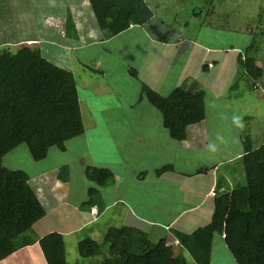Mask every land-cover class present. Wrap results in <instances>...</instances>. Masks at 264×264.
I'll return each mask as SVG.
<instances>
[{"label":"crops","instance_id":"1","mask_svg":"<svg viewBox=\"0 0 264 264\" xmlns=\"http://www.w3.org/2000/svg\"><path fill=\"white\" fill-rule=\"evenodd\" d=\"M41 6L46 7L49 12L45 16L42 15L43 17L40 18L42 22L48 21L49 25L59 29V34L66 32L65 28H68V35H58L63 42L56 41V38L46 39L50 46L65 50L62 55L66 63H62L60 67L57 63L51 64L70 72L72 77L75 70L81 82L84 79L82 76H85V69L94 71L93 84H88V81L84 79L83 86L80 88V91L90 98L91 103L98 100L101 102L111 96L117 98L124 95L119 91L120 94L114 93L113 87L116 80L112 74L120 71H133V73L130 72V76L138 85L136 103L119 110L118 115H132V123L129 126L134 132L132 130L130 134L125 135L117 132L123 131L124 121L122 120L107 124L105 137L110 145L111 158L107 154L108 151L96 156L98 152L92 151L93 144L89 139L82 137L83 132L66 141L62 151L54 147L48 149L44 158L35 162L44 163V166L39 168L35 176L26 175L27 184L41 205L44 215L20 237L22 241H29L28 244L1 260L0 264L11 259L21 250H28L27 257L22 258L26 264H30L32 255L36 258L38 255L40 264H45L37 243L39 238L56 232L61 235L64 246L65 239H73V235L82 229H90L88 234H94L96 231L89 226L102 219L103 229L99 232L106 233L111 228L123 229L127 241V253L142 254L158 240L164 239L174 255L188 256L177 245L173 234L175 232L190 234L196 228L208 224L214 196L242 186L238 184V177L231 175L228 169L219 171L218 166L221 162L225 165L236 162L239 164L238 169L243 177L240 165L243 149L236 150L233 155L228 154L224 161L214 163L209 160V157L214 158L213 154L209 156L212 152L207 146L205 156L196 154V157L203 158L198 160L199 164L196 160L192 171H183V167L180 166V162L183 164L181 157L188 162L189 156L194 157L193 153L197 149L199 153L200 149L204 150L201 140L207 126L202 128L200 124L205 119L199 124L187 127L184 141H173L162 127L160 114L146 101L142 88L145 87L161 97H166L176 87H183L187 91L201 90L203 103L205 106L207 103L206 109L210 108V111L216 113L214 119L212 117L215 121L217 116L215 127L218 126V121L224 124L229 119L228 111L232 103L234 104L233 101L238 100V95H243L239 106L247 105L246 93L257 90L240 85L242 89L244 88L240 90L239 86L237 87V92L240 93L236 92L237 94L234 93L233 96L228 93L238 74L236 64L238 50H230L235 53L233 68L236 76L233 78V83L231 81V84L228 83L219 88L220 79L218 77L216 80L219 82L215 80L214 85L202 86L203 82L198 81L199 77L197 78L200 69L198 64L201 63V68H205L204 70H212L216 64L205 63L207 60L202 61L210 57V52L216 53L220 50H212L196 41L186 39L183 41L170 39L161 42L159 40L162 35L161 30V34L157 36L155 27L149 26L153 17L151 11L150 18L135 15L125 30L111 35L106 29L99 28L88 0H43ZM36 8H38L37 5L33 8L34 14L35 10L40 12ZM161 25H163L162 22L158 24L159 29ZM70 42L73 43L70 44ZM2 46H5V43L0 44V50H4ZM122 54H125V60L121 59ZM90 64L94 66L93 69L89 66ZM71 68L74 69L71 70ZM103 88L107 91L103 92ZM75 89L79 110L83 106L82 113L87 112L88 99L82 97L76 83ZM223 89L226 92L222 91ZM213 91L218 93H212ZM252 96L256 97L255 102L260 103L261 101L264 104V92H261L260 96L256 94ZM141 101H145L146 106L136 107V104ZM107 115L114 116V110H108ZM245 118L248 119V117ZM87 124L88 129L85 131L90 130L91 127L94 128L93 124ZM82 128L84 131L83 125ZM196 128L198 132L201 130L199 134ZM115 129L118 130L115 131ZM249 140L251 141L250 137ZM263 141L264 138L255 142V145L250 142V146L255 149ZM133 145H138L147 154L142 157L131 156V153L137 151V148L132 147ZM166 151L170 152L167 154L170 157L166 155ZM118 155H123V157ZM142 159L147 161L144 162L146 165L144 168L138 163ZM117 164L121 168L115 171ZM177 164L178 169H176ZM164 166H169L170 169L160 174L155 173ZM86 167L105 169L111 174L112 180L107 185L99 187L85 178L84 169ZM89 188L95 189L96 193L91 197L90 203L85 205L84 203L89 199L87 194ZM78 215L83 216V220ZM214 237L210 244L209 264L213 250H216L217 256L227 251L222 237L216 236L219 239L215 245L213 244ZM102 246H105L108 253V244L103 242ZM108 257L107 254L106 260ZM105 264L108 263L105 262Z\"/></svg>","mask_w":264,"mask_h":264},{"label":"trees","instance_id":"2","mask_svg":"<svg viewBox=\"0 0 264 264\" xmlns=\"http://www.w3.org/2000/svg\"><path fill=\"white\" fill-rule=\"evenodd\" d=\"M88 3L99 28L111 35L125 30L135 15L151 17L143 0H88ZM171 38L172 34L165 31L159 40L166 42ZM248 52L247 49L238 51L236 79L250 89H258V85L264 83V61H257ZM237 80L229 90H236ZM142 93L160 114L162 127L173 141H184L187 127L204 119L201 90L176 87L166 97H161L143 87ZM82 132L71 73L52 65L38 50L26 44L14 52L0 50V162L19 145L26 147L34 162L39 161L48 149L54 147L62 151L66 141ZM244 140L247 144L242 145L240 157L244 184L214 196L208 224L190 234H173L177 245L193 264H209L214 236L222 237L234 264H264V141L252 149L249 137L245 136ZM169 169L164 166L155 173ZM84 175L99 187L112 180L105 169L86 167ZM95 193V189H88L89 199L85 205ZM43 215L41 205L27 184L26 174L3 168L0 163V261L28 244L29 241L20 239L21 235ZM103 242L108 244V264H186L185 257L174 255L164 239L142 254L127 253L123 229H108ZM37 243L45 264H65L60 234L48 233ZM96 246L94 241L85 238L77 243V253L82 258L93 257Z\"/></svg>","mask_w":264,"mask_h":264},{"label":"rangeland","instance_id":"3","mask_svg":"<svg viewBox=\"0 0 264 264\" xmlns=\"http://www.w3.org/2000/svg\"><path fill=\"white\" fill-rule=\"evenodd\" d=\"M42 1L43 0H0V44L5 43V46H2L4 50L14 52L20 47V45L27 43L26 45L38 49L42 58L52 64L57 63L59 64L58 67H60L62 63H66L62 55L65 50H59L58 48L56 49V47L50 46L46 39L56 38V41L63 42L62 38L58 37V35L63 36V34H67L68 28H65L66 32L59 34V29L49 25L48 21L42 22L40 20L41 17L49 14L48 9L41 6ZM143 2L149 7V10L153 14L149 26H152L153 28L155 27L157 36L166 31L167 33L172 34L171 40L173 41H175V39L182 41L184 39L192 40L200 45L207 46L212 50L221 51H216V53L210 52V57L202 61L204 62L207 60L205 63L212 64L211 62H213L214 65L216 64L212 70H204V68H201V63L198 64L200 65V69L197 73V78L199 77L198 81L203 82L201 83L202 86L208 84L214 85L213 82H215L218 77L220 79L219 88H221L222 85L226 86L231 81V83H233V78L236 76L235 69L233 68L235 53L230 50L243 51L247 49L249 50V56L255 58L261 63L264 61V36L262 35L264 30V0H143ZM36 5L38 6L36 9L40 12L35 10L34 14L33 8ZM160 22H162L163 25H161L159 29L158 24H160ZM72 43L73 42H70V44ZM80 52L81 51H79V53ZM121 59H126L125 54L121 55ZM259 65L260 64L258 63V66ZM89 66L92 69L94 68L91 64ZM72 69L74 68H71V70ZM85 70V76H82V78L88 81V84H93L94 71L89 69ZM130 72L133 73V71L130 70L129 72L120 71L112 74L115 78L114 80H116L114 83L115 86L113 87L115 91L114 93H123L124 95H120L117 98L111 96L101 102L98 100L97 102L94 101L91 103L90 98L86 97V93L80 91L85 80L82 79L81 82V79L74 70L73 77L79 88V92L82 93V97L88 99V113L85 110V112L82 113L83 106L80 109L81 121L84 127L82 137L89 139L93 144L91 149L95 153L98 152V154L94 153L96 156H100L103 153L105 154L106 151H108L107 154L110 155V158L112 157L110 145L107 143V138L105 137V134H107L106 128H108V123H115L118 120L124 121L123 131H117L124 135L130 134L133 130L129 126V124L132 123V115H118L119 110L136 103L135 98L138 95V85L134 78L130 76ZM216 81L219 82V80ZM204 82L208 83L205 84ZM237 82H240L238 89L244 90V88L242 89V84L244 82L242 80H237ZM238 89L231 90L228 92L229 95L233 96ZM102 91L106 92L107 90L106 88H103ZM222 91L226 92L225 89ZM248 92L251 91L248 90ZM261 92H264V83L251 93L245 92V98H247L248 104L242 106H239V103L241 102L240 99L243 98V95L239 94L238 100L233 101L236 106L232 103L231 108L228 111L227 116L229 119L224 124H221L218 121V126L216 127L215 123H217V116L215 121H213L214 116L216 115L215 111H210V108L206 109L207 103L206 106L205 103H203L205 120L200 124V127L204 128L205 125L207 126L205 134L203 133L204 137L201 140V142H203L201 146L204 147V150L200 149L199 153V149H197V151L193 153L194 157H192V155L189 156L188 162H185L180 155L183 160V164L180 162L183 171H192L195 167V161L197 160L199 164L198 160L203 159L200 156L196 157V154H204L205 156L207 146L210 144L216 146V151L213 152L209 148L212 152L209 156H212L213 154L214 158L212 159V157H209V160L217 163V161H224L227 159L228 154L233 155L236 150L242 149V145L245 146L247 144L244 140L245 136L249 135L251 139L250 142H252L253 145H255V142L264 138V123L262 122L264 121V104H262L261 101L260 103L255 102L256 97L252 96V94L260 96ZM212 93L218 92L213 91ZM241 93L244 94V92ZM229 101L232 102L231 100ZM142 106H146L145 101L136 104V107L140 108ZM108 110H114V116L107 115ZM151 112L155 111L151 110ZM208 113L211 115L209 116ZM234 115L242 118L243 128L238 127L233 122ZM245 117H248V119ZM87 123L93 124L94 128L91 127L90 130L85 131V129H88ZM116 130L118 129H115V131ZM200 132L201 130L198 134ZM22 146L23 147H16L2 157L0 162L1 166L9 170H20L29 177L35 176L38 173L39 168L41 169L44 166V163H35L30 158L24 145ZM132 147L137 148V151L131 153V156L142 157L144 154H147V152L140 149L138 145H133ZM21 148H23V150H21ZM165 153L167 155L170 152L166 151ZM94 154L92 155L94 156ZM118 156L123 157V155ZM144 162L147 161L142 159L138 162L142 168H144V166L146 167ZM220 164L221 165L218 166L219 171L228 169V171L231 172V175L238 177L239 186L244 184V179L238 169L239 164L236 162L226 165L224 162H221ZM177 166L178 164L176 165V169L179 168ZM120 168V165L117 164L114 170L117 171ZM82 211L84 210L82 209ZM78 217H82L83 220V216L78 215ZM102 221L103 219L99 220L96 224L89 226L93 231H96L94 234H88L90 229H82L80 232L73 235V239L64 240L65 264H105L107 252L105 246L101 247V245H103V237L105 233L104 231L99 232L103 229ZM85 238H89L97 245V252L93 257L82 258L77 253V243ZM217 239L219 238L215 236L213 239L214 245L218 242ZM215 251L216 250H213L210 264H233L227 251H224L221 256H217ZM27 253L28 250H21L11 259L3 261L2 264H26V261L22 260V258L27 257ZM32 256L30 257V264H40V258L38 255L37 258L36 256ZM185 257L186 264H193L188 256Z\"/></svg>","mask_w":264,"mask_h":264},{"label":"clouds","instance_id":"4","mask_svg":"<svg viewBox=\"0 0 264 264\" xmlns=\"http://www.w3.org/2000/svg\"><path fill=\"white\" fill-rule=\"evenodd\" d=\"M233 122L240 128H243V122H242V118L239 116H233ZM210 150H212L213 152L216 151V146L214 144H210L209 145Z\"/></svg>","mask_w":264,"mask_h":264}]
</instances>
